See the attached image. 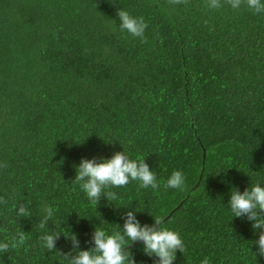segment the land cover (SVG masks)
Segmentation results:
<instances>
[{"label":"trees","instance_id":"16d2710c","mask_svg":"<svg viewBox=\"0 0 264 264\" xmlns=\"http://www.w3.org/2000/svg\"><path fill=\"white\" fill-rule=\"evenodd\" d=\"M221 3L0 0V243L26 237L0 264H67L45 231L63 254L69 232L88 250L129 210L179 233L174 264H264L259 231L228 207L232 188L264 186V13ZM117 10L144 18L147 43L119 29ZM120 151L144 157L159 186L106 188L117 199L96 207L75 166ZM174 171L183 189L165 187ZM45 205L55 212L41 230ZM130 251L155 264L141 242Z\"/></svg>","mask_w":264,"mask_h":264},{"label":"clouds","instance_id":"9594fccd","mask_svg":"<svg viewBox=\"0 0 264 264\" xmlns=\"http://www.w3.org/2000/svg\"><path fill=\"white\" fill-rule=\"evenodd\" d=\"M187 2L188 0H169L171 5ZM224 3L233 10L246 5L257 14L264 13V0H224ZM207 6L210 9H219L223 4L221 0H207ZM116 15L122 32L126 31L132 37L140 38L142 43H147L144 34L148 25L143 17H135L126 10H117ZM113 23L115 24L116 21ZM0 167H7V164H0ZM130 181H139L141 188L157 189L159 186L156 174L150 170L144 157L133 160L124 151H120L108 159L82 158L79 165L75 166V177L72 183H79L90 203L97 207L102 196L107 201L117 199V194L111 191L105 192L106 188L124 187ZM185 181L186 177L181 171H174L167 179L165 187L183 189ZM0 203H6V201L0 199ZM228 207L233 218H246L251 222L253 231H259L258 239L252 242L257 246V252L252 254L255 258L256 256L264 258V186L256 184L246 188L242 193L232 188ZM43 212L44 216L39 224L41 230L47 229V224L53 218L55 210L45 205ZM16 214L26 217L30 215V212L22 203ZM162 223L160 218H156L151 226L141 225L136 218V212L129 210L124 214L122 227L115 225L111 234L96 227L91 237L93 246L88 250H78L80 242L76 234L69 232V238L65 239L70 241L72 251L67 254L56 249V242L61 234L45 231L40 240L44 248L58 253L67 261V264H136L130 251L131 245L136 242L142 243L145 255L156 258L155 264H174L176 252L183 253L185 245L178 232L162 227ZM25 238V233L20 231L18 240L13 237L9 242L0 243V253H8L10 248H17ZM201 264H209L208 258L202 260Z\"/></svg>","mask_w":264,"mask_h":264}]
</instances>
